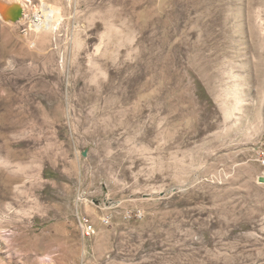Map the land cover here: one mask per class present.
<instances>
[{
    "label": "rangeland",
    "instance_id": "rangeland-1",
    "mask_svg": "<svg viewBox=\"0 0 264 264\" xmlns=\"http://www.w3.org/2000/svg\"><path fill=\"white\" fill-rule=\"evenodd\" d=\"M17 1L0 264H264V0Z\"/></svg>",
    "mask_w": 264,
    "mask_h": 264
},
{
    "label": "built area",
    "instance_id": "built-area-1",
    "mask_svg": "<svg viewBox=\"0 0 264 264\" xmlns=\"http://www.w3.org/2000/svg\"><path fill=\"white\" fill-rule=\"evenodd\" d=\"M39 18H42L41 13L35 14L32 21L35 20L36 22H38ZM30 23H33V22H30ZM257 158H258L259 164L262 167V170H263L262 178L264 179V149L257 151ZM143 217H144V215L141 211H137L136 213L135 212H128V218L129 219L142 220ZM78 222H79V229L81 231V235H82L83 239H87V238L89 239L93 235L96 234L95 227L91 224V222L87 218L79 217ZM103 222H104V224L107 225L110 223V220L108 217H105L103 219Z\"/></svg>",
    "mask_w": 264,
    "mask_h": 264
},
{
    "label": "bare ground",
    "instance_id": "bare-ground-1",
    "mask_svg": "<svg viewBox=\"0 0 264 264\" xmlns=\"http://www.w3.org/2000/svg\"><path fill=\"white\" fill-rule=\"evenodd\" d=\"M12 5H18L22 9V6L18 3L17 0H0V7L7 12H15V9ZM41 14L42 18H39L38 22L33 21L32 25H34L38 31H50L53 27L55 11L51 8L43 7ZM22 18L23 15L19 21H21Z\"/></svg>",
    "mask_w": 264,
    "mask_h": 264
},
{
    "label": "water",
    "instance_id": "water-1",
    "mask_svg": "<svg viewBox=\"0 0 264 264\" xmlns=\"http://www.w3.org/2000/svg\"><path fill=\"white\" fill-rule=\"evenodd\" d=\"M15 9V12H7L3 8L0 7V18L4 22H17L22 17V9L18 5H12ZM86 156V154H84Z\"/></svg>",
    "mask_w": 264,
    "mask_h": 264
}]
</instances>
